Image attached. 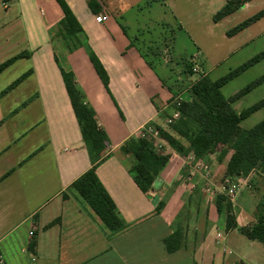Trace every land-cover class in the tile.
<instances>
[{
	"label": "crops",
	"instance_id": "obj_1",
	"mask_svg": "<svg viewBox=\"0 0 264 264\" xmlns=\"http://www.w3.org/2000/svg\"><path fill=\"white\" fill-rule=\"evenodd\" d=\"M96 1L102 10L99 15L91 12L87 0H65L83 29L78 35L80 48L66 54L64 47V51L56 50L58 45L48 34L64 17L61 7L55 0H32L44 38L33 33L29 12L25 52L31 58L17 63L30 62L33 75L0 99V264H264V247L240 231L255 223L258 202L247 196L236 213L237 230L226 233L224 221L207 204L211 209L206 237L202 211L199 225L203 222V230L196 226L200 233L197 248L190 242V250L168 254L164 241L173 234L172 222L192 187L199 186L197 177L185 183L192 172L190 158L169 151L170 164L144 195L130 175L133 159L125 157L120 147L138 138L146 126L164 128L175 114V100L183 94L174 95L167 78L154 71L120 21L123 10L145 0ZM14 2L1 0L0 8L8 14ZM0 23L8 33V24ZM9 41L0 38V58L6 56ZM90 51L107 72L109 90L90 61ZM59 66L74 75L110 141L109 158L98 166L97 175L129 226L114 238L70 191L92 164ZM172 184H178L176 189L172 190ZM161 202L165 208L159 214Z\"/></svg>",
	"mask_w": 264,
	"mask_h": 264
},
{
	"label": "trees",
	"instance_id": "obj_2",
	"mask_svg": "<svg viewBox=\"0 0 264 264\" xmlns=\"http://www.w3.org/2000/svg\"><path fill=\"white\" fill-rule=\"evenodd\" d=\"M3 1L6 3L11 0ZM55 1L61 7L64 17L53 29L50 38L55 46L63 44L62 47H66H64L66 54H69L80 48L78 35L83 29L65 0ZM253 1L255 0H231L216 15L214 21L220 22ZM87 5L95 15H99L102 11L96 0H87ZM262 18L264 11L232 30L229 35H237L245 31ZM30 58V53L23 52L0 64V76L18 61ZM89 58L100 80L109 90V78L104 66L91 51ZM263 59L264 52L215 82L208 76L199 75L197 80L190 82L183 97L174 105L175 113H179V118L172 120V117H169L171 123H167L168 130L157 127L174 154L185 159L193 157L194 163L217 160L222 165L220 175L223 180L246 178L250 180V188L256 190H259V185H264V121L248 131L243 130L241 124L264 109V100L240 113L233 106L262 85L264 76L229 100L223 96L222 89ZM59 68L92 164V168L72 184L70 191L87 204L110 237L114 238L126 232L129 226L97 175L98 166L109 158L110 141L106 132L99 127L96 114L87 104L85 95L77 88L74 75L64 71L61 66ZM185 73L190 77L195 76L192 64H186ZM32 75V70L23 74L0 93V99L17 89ZM120 151L125 157L133 159L130 175L144 195L153 189L155 182L171 161L170 155L164 156L159 153L153 143L147 139H131L120 147ZM172 185V190L178 186V184ZM204 190V185L197 186L187 198L182 211L172 222L173 234L164 241L168 254L172 255L184 249L190 250V242L197 248L200 233L196 226L199 225L202 214ZM257 199L259 203L254 213L255 223L250 228H243L240 231L250 241L264 247V191L260 192ZM212 207L219 219L224 221L226 233L238 229L236 211L227 194L217 192ZM164 208L165 203L161 202L157 207V213L160 214ZM209 216L210 210L207 208L205 237L209 230Z\"/></svg>",
	"mask_w": 264,
	"mask_h": 264
},
{
	"label": "rangeland",
	"instance_id": "obj_3",
	"mask_svg": "<svg viewBox=\"0 0 264 264\" xmlns=\"http://www.w3.org/2000/svg\"><path fill=\"white\" fill-rule=\"evenodd\" d=\"M14 1L15 4L11 6L8 14L0 8V20L8 24L9 29L8 33L5 29L1 30L0 23V38L10 39L9 48L4 52L6 56L0 58V64L27 50L25 38L28 33V23H30L29 12L34 19H31V25L35 27H33V33L38 38H44L42 27L35 19L32 0ZM38 1L43 2V0ZM230 1L169 0V3L166 1L167 5H164L163 0H145L139 6H130L123 10L120 21L125 25L130 39L142 52L145 60L151 63L154 71L160 77L167 78L169 88L174 95H182L189 88L190 82L197 80L199 75L208 76L214 82L218 81L264 52V18L237 35H229L232 30L263 12L264 0H256L250 4L249 8H241L233 15L218 23L215 22L216 15ZM46 9H50V6H46ZM46 24H51L48 18ZM55 28H51L48 34L50 35ZM62 46L63 44L58 45L56 50L61 48L60 51H64ZM186 64H192L195 70L194 77L186 75ZM162 65H165L166 69ZM30 68L28 61L17 63L0 77V89H5L14 83ZM263 76L264 59L231 81L222 89V94L229 100ZM263 100L264 83L241 98L233 107L240 113ZM263 121L264 109L242 122L241 127L248 131ZM164 128L168 130L167 125ZM207 165L210 168L208 176H205L203 172L197 173L192 168V175L190 174L194 175L193 178H198L199 186H205L203 196L206 200L202 207L203 213L208 206H212L217 192L227 193L236 213L240 210V201L245 196L254 204L258 202L257 198L260 192L264 191V185H257L259 190L250 188V180L246 181L244 178L240 182L228 179L229 183H227L226 179L223 180L218 174L220 167L217 160ZM225 185L235 191L232 197L229 192L223 190ZM191 190L193 192L195 188ZM248 207L251 208L250 205ZM199 229L203 230V222L199 225ZM15 264L19 263L16 261ZM39 264L44 263L40 261Z\"/></svg>",
	"mask_w": 264,
	"mask_h": 264
},
{
	"label": "built area",
	"instance_id": "obj_4",
	"mask_svg": "<svg viewBox=\"0 0 264 264\" xmlns=\"http://www.w3.org/2000/svg\"><path fill=\"white\" fill-rule=\"evenodd\" d=\"M97 21L101 23V22L103 21V19H102V18H98ZM194 71H195V70H194ZM178 118H179V113L176 112V113L172 116V120H177ZM169 123H171V120L168 122V124H169ZM138 138H141V139H147V140H149L150 142H152L153 145L156 147L157 151H158L159 153H161L162 155H164V156H166L167 153H168L169 151H171L168 142H167L165 139L162 138V136H161V134H160V131H159V129H158L157 127H154V126H146V127H144V128L140 131V133H139V135H138ZM189 160H190V161H189V164L192 166V167H191L192 170L196 171L197 173H198V172H203V173H205V176H208V175H209V172H208V171H209L210 168H209V166H208L206 163H203V162H202V163H194V159H193V157H190ZM191 175H192V174H191ZM193 177H194V175H193V176H190V177L186 180L185 183H186V184H191L192 181H193ZM228 181H229V180H227L226 182L229 183ZM231 181H232V180H231ZM233 187H234V189H235V186H233ZM192 188H195V187H192ZM223 190L229 192V193L231 194V197H232V194L235 193V191L232 190V188L229 189V188H227L226 185L223 187ZM225 194H227V193H225ZM233 197H234V196H233ZM231 201H232V200H231ZM31 235H33V233H31Z\"/></svg>",
	"mask_w": 264,
	"mask_h": 264
}]
</instances>
